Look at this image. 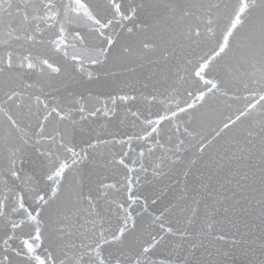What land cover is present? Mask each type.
Masks as SVG:
<instances>
[{"label":"snow or ice","instance_id":"snow-or-ice-1","mask_svg":"<svg viewBox=\"0 0 264 264\" xmlns=\"http://www.w3.org/2000/svg\"><path fill=\"white\" fill-rule=\"evenodd\" d=\"M0 264H264V0H0Z\"/></svg>","mask_w":264,"mask_h":264}]
</instances>
